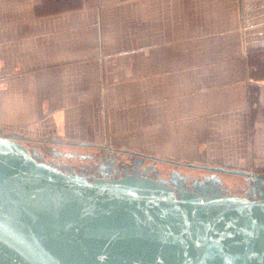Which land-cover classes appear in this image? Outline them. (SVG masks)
<instances>
[{"label": "crops", "instance_id": "crops-1", "mask_svg": "<svg viewBox=\"0 0 264 264\" xmlns=\"http://www.w3.org/2000/svg\"><path fill=\"white\" fill-rule=\"evenodd\" d=\"M0 134L264 172V0H0Z\"/></svg>", "mask_w": 264, "mask_h": 264}, {"label": "water", "instance_id": "water-1", "mask_svg": "<svg viewBox=\"0 0 264 264\" xmlns=\"http://www.w3.org/2000/svg\"><path fill=\"white\" fill-rule=\"evenodd\" d=\"M185 166L264 182V172ZM179 190L67 174L0 134V264H264V191Z\"/></svg>", "mask_w": 264, "mask_h": 264}, {"label": "flooded vegetation", "instance_id": "flooded-vegetation-1", "mask_svg": "<svg viewBox=\"0 0 264 264\" xmlns=\"http://www.w3.org/2000/svg\"><path fill=\"white\" fill-rule=\"evenodd\" d=\"M94 153H89L86 155H75V156H65L61 153H56V157L62 158H90L94 165L89 169V173L86 176L88 179L93 180L97 178L102 179H119L125 176H137L140 178H150L158 181L167 182L168 186L175 190V192L180 194V186L185 188L187 191L194 192L195 188L198 187L201 189L202 186L209 187L210 184L213 186H218L220 191H223L227 194L237 195L251 200L259 199V193L264 191V182L263 183H252L247 182L244 186L238 187V194L231 192V188L234 187L232 183L222 182L217 178L213 177L211 174H208L202 178L200 177H191L190 175L179 176L176 175L174 170L181 167V165H173L174 169L169 172L167 175L158 167V164H162L161 161L156 156L145 155L141 153H134L130 151H120V150H110L106 148H94ZM54 154V151H53ZM177 162H175L176 164ZM185 166V165H183ZM200 171H210L200 169ZM162 177L163 180L158 178ZM240 191V192H239Z\"/></svg>", "mask_w": 264, "mask_h": 264}, {"label": "rangeland", "instance_id": "rangeland-1", "mask_svg": "<svg viewBox=\"0 0 264 264\" xmlns=\"http://www.w3.org/2000/svg\"><path fill=\"white\" fill-rule=\"evenodd\" d=\"M5 135L9 136L10 134ZM12 136V135H10ZM57 143V145H55ZM23 144V142H22ZM25 145V144H24ZM33 153V155L39 160L40 162L53 166L67 174H77L83 177H86L89 173V169L93 167L94 163L90 158L82 159V158H62V157H56V153H61L65 156H70L68 152H71L75 155H86L89 153H94L95 150H71L67 149L65 146L63 147L62 143L54 142V143H40L39 142H31L30 146L26 143V145ZM34 148V149H33ZM55 148V149H54ZM54 151V154H53ZM158 167L163 171L165 175H167L169 172H171L174 169V166L169 167L164 162L162 164H158ZM176 175L179 176H185L190 175L191 177H204L208 174H211L213 177L217 178L218 180L222 182H228L232 183L234 187L231 188V192H235V194H238V187L244 186L246 181L243 178L239 177H233L228 176L232 174H222V173H215L212 171V173L206 172V171H200V169H193V168H178V170H174ZM159 180H163L162 177L158 178ZM164 181V180H163ZM240 192V191H239Z\"/></svg>", "mask_w": 264, "mask_h": 264}, {"label": "bare ground", "instance_id": "bare-ground-1", "mask_svg": "<svg viewBox=\"0 0 264 264\" xmlns=\"http://www.w3.org/2000/svg\"><path fill=\"white\" fill-rule=\"evenodd\" d=\"M252 169V168H251ZM258 172V171H257Z\"/></svg>", "mask_w": 264, "mask_h": 264}]
</instances>
